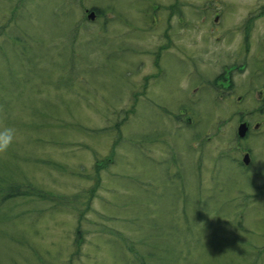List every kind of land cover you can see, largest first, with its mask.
I'll use <instances>...</instances> for the list:
<instances>
[{"label":"rangeland","instance_id":"obj_1","mask_svg":"<svg viewBox=\"0 0 264 264\" xmlns=\"http://www.w3.org/2000/svg\"><path fill=\"white\" fill-rule=\"evenodd\" d=\"M31 1L37 4L38 11H27L30 10V0H0V30L7 25L5 34L0 37V51L4 53L0 55V100L2 96L7 103L0 105V126L16 129L17 139L12 146L17 152H37L45 157L42 158L45 161H53L49 168L37 169L36 163H30V166L25 164L30 176L23 187L33 183L46 192H49L47 188L60 194L82 192L85 193V199L79 202L78 207L90 208L84 214L85 220L88 218L87 222H79L76 214L67 209L49 211L53 202L38 195L13 198L5 202L2 208L8 205L11 217L0 221V264H47L53 259H64V252L70 249L73 252L74 242L78 240L75 235L77 224L85 228L82 239L78 242L84 243L83 251L87 252V256L84 257L86 263L78 256L74 264H264V152L257 150L263 155H259L261 159L258 156L254 160L248 157L247 162H243L245 148L236 147L237 150H234L231 146L234 135L230 131H236L235 122L232 125L230 122H216L220 114L224 115L226 111L218 110L210 103L192 105L191 109L210 111L208 115L205 113L208 118L199 113L200 118L190 126L189 123L173 118L174 114L171 117L165 116L169 111L164 104L165 100H153L144 104L145 112H134L126 119L138 118L119 131L125 145L116 146V142L106 133L114 127L112 120L118 117L115 110L127 107L124 100H132L128 99L129 96H141L146 101L151 90L159 92L163 88L172 87H175L173 93L184 90L177 75H189L190 62L186 59L189 60L190 57L180 59L188 66L182 65L180 73L168 71V65L174 57L161 59L166 63L162 68H157L155 74L151 63V42H160L161 32L176 22L175 10L170 9L174 0H154L158 4L146 1L153 7L140 12L133 6H126L128 13L133 16L130 19L132 22H128L134 23L131 32L129 27L117 26L112 21L105 28L106 31H102L101 26H83L76 31L69 22L61 25L58 20L68 17L72 23L75 20L79 22L84 18L83 11L86 9L105 8L113 0H71L72 3L67 0V7L57 11L59 17L49 13L54 11L49 9L52 4L50 0ZM220 1L226 7L231 6L225 13L227 24L234 18L239 19L238 13L249 11V5L256 2ZM201 3L215 2L207 0ZM60 6L57 3V7ZM15 12L17 13L14 14ZM155 12L154 17L152 15ZM35 14L49 16L48 19H39L33 25L30 19L35 18ZM108 15L112 17L110 12ZM143 16L151 18L154 28L151 27L149 32L147 24L139 34L141 26L147 23ZM62 32H65V37L58 40L57 36ZM124 33L129 36V41L137 43V50L132 52L131 59L134 61V71L125 67L122 55H118L115 49L102 44L107 39L118 43ZM211 36H217V32H211ZM196 37H185L192 40V46L188 45V49L194 52L205 47L200 42L201 37L199 40ZM26 46L29 49L24 51ZM75 48L72 56L76 62L71 67L65 53L68 51L64 50ZM59 49L62 51L60 54ZM107 52L116 53L118 57H108L105 55ZM175 52L182 57L188 56L186 49L181 52L177 48ZM41 54L50 57L56 69L49 79L41 74H34L32 78L30 74L40 64L35 55ZM121 54L127 52L123 51ZM201 58L205 64L207 58ZM110 62L111 67L108 65ZM15 69L19 72L18 76ZM166 70L172 83L178 84L154 85L152 75L158 76ZM21 71H25L24 75ZM27 71L29 74H26ZM128 71L133 75L123 80V73ZM195 71L190 74L193 84L204 78V73ZM242 71V67L237 69L232 75L236 78L232 81L238 80ZM26 75L27 78H32L30 85L25 82ZM149 76L151 77L147 80L146 77ZM41 81H45L44 84ZM129 83H133L130 84L133 86L124 89L123 100L117 98L118 87ZM28 85L31 86L29 89ZM208 86L210 89L215 88L210 82ZM167 92L165 95L169 96L171 91ZM259 100L260 97L254 93L250 105H258ZM111 104L116 105L117 109L114 105L110 107ZM232 107L235 111L230 118L236 121L238 112L234 105ZM36 110L56 112L60 117L58 119L70 121L71 125L68 128H62V122L55 125V118L49 124L48 120L38 121ZM253 122L262 126L264 116H257ZM31 123L41 125L35 127ZM153 125L159 130L153 128L146 131ZM82 126L103 133L97 138V134L91 135L92 138L87 137L78 131ZM165 130H168V136ZM198 131L204 132L202 138H199L200 145L187 142L188 135ZM130 134L138 139L125 137ZM140 138L142 139L139 140ZM205 140L206 144L202 148ZM176 141L183 164L181 168L172 164L171 171L181 169L185 185L176 205H173L172 184L167 176L166 179L160 176L162 170L165 174V159L170 157V142ZM112 146L114 150L116 147L112 158L116 164L106 167L105 163L99 170L101 177L97 181L96 155L99 152L105 153ZM200 148L203 149L202 154ZM237 158L242 160L244 166L252 165L253 168L237 173L228 163ZM59 163L67 169L58 168ZM80 168L85 169V176L81 177L83 180L73 174L80 173ZM91 171H95L94 175H88ZM246 172L252 175L250 182ZM96 184V193L92 196L91 206H88V190ZM177 205H181L179 210ZM29 206L38 208L25 212ZM87 213L89 216H86ZM172 217L181 220L175 224L170 220ZM196 220L204 225L202 229L194 224ZM152 221L159 226L154 227ZM95 223L123 232L136 244L128 248L127 239L119 241L116 233L114 235L107 230L95 229ZM160 224L166 225L168 231L160 233ZM185 227H191V232L186 231ZM155 234L158 236L155 237ZM155 238L159 240V244L153 249ZM137 251L144 255L149 252L152 259L145 261V257L136 256Z\"/></svg>","mask_w":264,"mask_h":264},{"label":"trees","instance_id":"obj_2","mask_svg":"<svg viewBox=\"0 0 264 264\" xmlns=\"http://www.w3.org/2000/svg\"><path fill=\"white\" fill-rule=\"evenodd\" d=\"M146 1H149V0H115V1L113 0L110 6L107 5V7L105 8H101V9L91 8L90 9L88 14L91 11H95L97 13V17L95 19H89V18L87 19L88 17L87 11L84 9L85 10V12L83 11V13L85 14L84 18L79 22L78 20H75L73 23L70 22L68 17L58 19L59 16H58L57 11H62V9L67 7V0H61L60 2L59 0L58 1L50 0L52 4L49 9H53L54 11L53 12L49 11V13L51 14V16H58L56 18L59 20L61 25L64 22H67V23L69 22L71 24V27H75L76 31L80 27H83V26L84 27L101 26V30L106 31L107 29L105 28L112 21V22H115V25L117 26H121L124 28L129 27L130 32H131V27L134 26V23L128 24V22L133 16L128 13L129 9L126 6L129 5V8L133 6V8L136 9L138 12H140L141 10L147 9L148 7H153L151 3L148 4ZM150 1H154V0H150ZM240 1H247V0H240ZM70 2L72 3L73 1L70 0ZM173 2L174 3L171 4L170 9L175 10V13L177 16L176 22L173 25H171L168 29L161 32L162 37H160V42L155 43L153 41L151 42V45H150V50L152 52L151 57H153L152 62H151L152 70H153V73L155 74V71H157V68H160V67L162 68L163 65L166 63V61L163 62L161 59L174 57L173 61H170L168 65V71L170 73H172L173 71L180 73V71L183 70L182 65L184 67L186 65L180 59L185 58V57H190L189 60L186 59L187 61L190 62L189 67L191 68V70L189 71V75L188 74L187 76L185 74L181 76L177 75V78H179L180 81L188 80L189 85L187 89H184L183 91L178 90V92H174V93L172 92V90L175 87L165 88V89L163 88V90L159 92H154V90H151V92L147 94L150 97L146 101L141 96L132 97V98L131 96H129L128 99H132V100L131 101L124 100L127 103V107L122 106L120 109H117L116 105L114 104L109 105L110 107L114 105L115 109H117L115 111L118 114V117H115V119L112 120L114 127H112V129L107 131L106 133L107 135H110L112 137L114 142H116L115 143L116 146L121 147L122 145L126 144L125 142L122 141V137L120 136L119 131H121V129L125 125L130 126L133 123V121L138 119V118H132V119L126 120L130 116V114L134 112H138L139 114L145 112L146 109H145L144 104L146 102H151L153 100H165L164 104H166L169 109V111L165 114V116L171 117L172 114H174L175 117L173 118L189 123L190 126L195 124L197 118H200L199 113L207 117L206 114L208 115L210 111L209 110L206 112L198 108L191 109V106L200 105V104L204 105L205 103H210L214 108H218V110L226 111L224 115L220 114V118L217 119L216 122H218L219 124L230 122L232 125L234 124L235 119L230 118V116L235 111L234 108L232 107L233 105L232 103L237 102L236 96L245 95V97H251V94H252V97H253L254 93L258 92L257 90H255V86L264 89V51L262 47L260 48L258 47V49H255L254 51H252L251 47H252V39H253L252 32L253 31H249L250 29L245 30L244 28L245 23H249L255 17H257L256 26H258L259 28L257 29L255 34L259 35L261 33L262 28L264 27L263 24H260V18L263 17V14H264V0H256L255 3L249 5L250 6V8L248 9L249 11L244 12V13H241V12L238 13L239 16H243L244 19L237 22V19L234 18L233 20H231L229 24L226 23L225 15H224L226 11L229 10V8L223 5L220 0H214L215 2L214 4H202L201 3V2H207V0H198L196 2H191L190 0H180V1L174 0ZM57 3H60L61 6L57 7ZM154 3L158 4V1H154ZM166 3H169V2H166ZM29 5H30V10H27V11H38L37 4L34 3V1L30 0ZM154 11L156 10L154 9ZM17 12H15L14 14H16ZM108 12H110L112 17L108 15ZM218 13L220 14L219 24H218L220 27V32L223 31L224 29H229V31L233 33V34L232 33L230 34L229 31L226 33V35L230 34V40L227 41L228 45L226 46L227 50H225V48H222L215 41V39L211 36V32L214 33L213 31H211V28L213 27L212 19ZM35 15H36L35 18L30 19V21L33 22L32 23L33 25L35 23H38L39 19H42L45 17L46 19H48V16H49V15L43 16L41 14L40 15L35 14ZM155 15H156V12L152 16L155 17ZM247 15H251L252 19H249L247 21V18H245ZM144 19H146L147 23L143 24L144 26H141L140 28L141 30L139 31V34L142 32L143 28L147 24L149 26L148 27L149 32L150 30H152L151 27L154 28L153 27L154 22L151 21V18L147 19L144 17ZM18 25H19V22H18ZM6 27L7 25L1 28L0 37H2L5 34ZM3 29L5 30L2 31ZM203 31H205L206 34L204 35V38L202 39L205 41L204 44L207 46L201 49H197L196 51L198 53L194 52L193 50L188 49V45L192 46V40H187V38H190V37L193 38L197 36L196 38L199 40V37ZM64 33L65 32H62L60 36H57L58 37L57 39L62 40L65 37ZM30 34H32V32ZM115 35H118V34L115 33ZM20 37L18 36V38ZM120 39L121 40L118 41V43L110 42V39H107L106 41L104 40L102 44L103 46L106 45L107 47L109 46V48L111 49H115V51L119 53L118 55L120 56L122 55L121 58H122V61L125 67L130 68L132 69V71H134L133 70L134 61L133 60L131 61V59L133 56L132 52L137 50L136 49L137 43H134L133 41H129V36L126 33H124ZM260 39L264 41L263 37H260ZM139 42H143V40H139ZM138 48H140L139 44H138ZM177 48L181 52H182V49H186L188 56L182 57V55L177 54L175 52ZM28 49L29 47L26 46L24 48V51ZM75 50L76 48L73 50L72 49L64 50V51H68L65 53H67L68 55V60H69L68 62H70L71 67H73L72 64L76 62V60L72 56V52H75ZM123 51L124 53L127 52V54H124V55L121 54V52ZM60 53H62V51L59 49V54ZM172 53L175 55H173ZM0 55H4V53L0 51ZM105 55H108V57L113 56V58L118 57L116 53L113 54V53L107 52V54ZM35 56L36 58L39 59L40 64H39V67H36V69L33 68L32 72H30V74L32 75V78L34 77V74H41L43 76H46L47 79H49L50 76L54 73V70H56L54 66L52 65V61L50 57L43 56L42 54L35 55ZM177 56L179 57L177 58ZM201 56L204 58H207V60H209V63L202 66L203 63H202ZM47 58H49L50 60H47ZM108 65L111 67L112 66L111 62L108 63ZM240 66L243 68V71L241 72V75H240L241 77L238 78V80L236 81H232V79L236 78L234 76L232 77L233 73L237 72V69H241ZM200 68H203V69H200ZM194 71L196 73H204V78H201V80H199L200 82L198 81L199 83L197 82L196 84H193V82H191L193 77L192 78L190 77V74ZM23 72L25 71H21L22 75H24ZM129 72L130 71H128L127 73L126 72L123 73L122 75L123 80L124 78H130L129 76L133 75L132 72L131 73ZM165 73H160L158 74V76L152 75V77L154 76V81H155L154 85L158 86L160 83H164L165 85H171V86L178 84V83L176 84L172 83L171 81L172 79L167 77L168 76L167 70ZM15 74H17L18 76L19 72L16 70ZM26 74H29V72ZM150 77L151 76L146 77V79L148 80ZM32 78L29 79L27 78V75H26L25 82H29V85H30L33 82ZM44 82L45 81H41L42 84H44ZM209 82L213 84L215 88L210 89V87L208 86ZM130 84H133V83H129V84L123 85L122 87H118L119 94L117 95V98L123 100L122 92L125 91L124 89L126 87L130 88L131 86H133ZM29 85H28V89L29 87H31ZM100 88L101 87H97V89H100ZM168 90L171 91L170 92L171 94L169 96H166L165 93H168L167 92ZM144 92L145 91H143V93ZM179 92H182V93H179ZM228 93H231L230 95L232 97L228 96ZM261 94H264V91H262ZM2 98L3 97L1 96L0 105L6 103L5 100H3ZM141 100H144V101H141ZM263 104H264V99H260L258 101V107L262 110H264ZM52 109H55V108H52ZM262 110L258 111L257 113L252 112V116L249 115V120L253 122L254 119L257 118V116H260L262 114ZM236 112H238L237 116L243 117L242 116L243 115L242 106L239 105L238 107H236ZM35 113L38 115V121L48 120L47 123L49 124L50 120L55 118L57 119V121L54 123L55 125H59L60 122H62L60 124L62 128L63 127L68 128L71 125L70 121L58 119L60 117L56 114V112L36 110ZM237 116H235V118ZM31 124H34L33 126L35 127L38 125H41L40 123H31ZM44 125H47V124H43V126ZM150 128L151 129L147 128L146 131H150L153 128L159 130V128L154 127V125L153 127H150ZM217 129L219 128L217 127ZM160 130H163V129H160ZM78 131L87 137H91V135L97 134L95 138L99 137L103 133V132L98 133V130L95 131L94 129H89L83 126L80 127ZM165 131L167 132V136H168V130H165ZM230 132L231 134L234 135V138L231 144L234 150H237L236 147H239V148L244 147L245 150L249 152V157L251 160H254L256 156L260 158L259 155H261V153H259L257 150H262V153L264 152V129L263 127H261L258 131H255V129H253V126H251V129H250L251 133H249L245 138H238L235 131H230ZM203 133H204L203 131H198L196 134L188 135L187 142L191 141V143H193L194 145H200L199 138L200 139L202 138L201 136H203ZM125 137L133 139V140L138 139V137H133L131 134L128 136L126 135ZM141 139L142 138H140L139 140ZM237 141L239 142L241 146L237 145ZM205 144H206V140L204 142V145H202V148H204ZM258 146L260 147L258 148ZM202 148H200L201 154L203 152ZM168 149H169L170 157L168 156V158L165 159L167 161V165L165 166V174H164V171L162 170L160 177L165 178V179H166V176L168 177L169 182L172 184V190H171L172 203H175L173 205H176L177 200H178L177 198H179L180 194L183 192V185H185V181L183 180L184 173H182V170L180 169V170L172 172L171 165L174 164L175 166H177V168H181L183 164V159H182V156L178 155V153H181V152L177 146V141L170 142V146L168 147ZM115 151H116V147L114 150V146H112V148L106 151L105 153L99 152L97 155L95 153V155L98 158V162L95 165V168H97L96 170L97 171V178H96L97 181H98V178L101 177V175L99 176V170L103 168V165L105 163H106V167H110V165L112 166L113 164H116L114 162L115 160L112 159L115 154ZM42 158H45V157L40 156V154H38L37 152H31V153L23 152V151L17 152L13 148V146L9 148L7 153L0 154V221L1 222L6 221L8 220L7 219L8 217H11V215L9 214L11 213V211L9 210V206L7 205V207L5 206L6 208L5 207L2 208V205L5 202L13 198L34 197V195L36 196L38 195L40 198L49 199L51 202H53V206L51 207V209H49V211L50 210L54 211V209L63 208V209H67L75 213L76 217L79 219L78 220L79 222H83L85 220L84 214L86 213V211H88L87 209H89L90 207L88 208L85 207L84 209H82L81 207H78L79 202L85 199V193L80 192V193H76L73 195L60 194V193L54 192L51 188H47L49 192H46L42 188L38 187L37 185H33V183H31V185H27L26 187L22 186L23 183L27 181L30 176L28 174V169L24 166L25 164L30 166L31 165L30 163H34V164L36 163L35 167H37V169L42 168V167L49 168L51 164H53V161L51 160L45 161ZM228 163L230 164L231 168L234 169L237 173L239 171H244V172L250 171L253 168L252 165L244 166L240 158L233 160L232 163L228 161ZM60 167L67 169L65 165L59 163L58 168ZM80 169H81L80 173L74 172L73 174L75 175V177L83 180L81 177L85 176L83 175L85 169H82V168ZM94 172L95 171H91L89 172L88 175H94ZM246 173L248 175L247 180L250 182L252 175L249 174L248 172ZM97 185L98 184H96L94 187L88 190V199H89L88 206H91L90 203L92 200V196H94L96 193L95 190L97 188ZM80 194L82 195L80 196ZM37 208L38 207L29 206L27 209H25V212L29 210H37ZM176 208L180 209L181 205H177ZM39 210H43V209L39 208ZM181 213H182V210L180 211V214ZM86 216H89L88 213ZM177 216L182 218V216L179 214H177ZM23 217L27 218L28 216H23ZM87 219L88 218H86V220ZM170 220L173 223L177 224V222H179L181 219L176 220L175 218L172 217V219ZM196 221H195L196 223L194 222V224H196L200 229H202V226L204 225L203 224L201 225L198 222V220ZM152 222H153L154 227L159 226L157 222L155 221H152ZM85 227L87 228V226ZM84 229H85L84 227L77 224L75 235L78 240H75L74 242L73 252H71L72 249H70L64 252L63 254V256L65 257L64 259L63 258L59 260L58 258L53 259V260L48 261L47 264H74L76 262V259H78V256L79 258H82L84 260V257L87 256L85 253L87 252L83 251L84 243L78 242L82 239L81 235ZM95 229L107 230L108 233L110 232L114 235L117 234L116 238H118L119 241L122 238L127 239L128 248H131L133 245L136 244L134 240H132L131 238H127V236H125L123 232L121 233L120 231L114 228L111 229V227H103V225H97L95 223ZM159 230H160V233L164 231L166 232L168 231L166 225H163L162 227H160ZM185 230L188 232H191L192 229L191 227H185ZM157 236L158 235L155 234V237ZM158 244H159V240L155 238V241L152 243L153 249H156ZM137 255L141 258L145 257L146 258L144 259L145 261L152 259V256L150 255L149 252H147L144 255L141 252L137 251L136 256Z\"/></svg>","mask_w":264,"mask_h":264},{"label":"flooded vegetation","instance_id":"obj_3","mask_svg":"<svg viewBox=\"0 0 264 264\" xmlns=\"http://www.w3.org/2000/svg\"><path fill=\"white\" fill-rule=\"evenodd\" d=\"M248 1V0H247ZM202 4H207V3H202ZM229 9H231V6L228 7ZM86 11H90V9H86ZM92 12V11H91ZM225 15V14H224ZM219 17H220V14H216L214 17H213V27L211 28V31H213L214 33L217 32V36L213 37L215 39V41L222 47V48H225V50H227L226 46L228 45V42L230 40V34L232 33L231 31H229V29H224L223 31L220 32V27H219ZM245 18H247V21L249 19H252L251 15H247ZM243 18V16H240L239 19H237V22L241 21ZM236 22V23H237ZM257 24V17H255L251 22L249 23H245L244 24V28L245 30H248L250 29L249 31H253L252 32V35H253V39H252V51H254L255 49H258V47H262L263 48V51H264V41L262 39H260V37H263L264 38V27L262 28V31L261 33L258 35H256V31L257 29L259 28L258 26H256ZM260 24H263L264 25V14H263V19L260 18ZM256 26V27H255ZM255 28V29H254ZM254 29V30H253ZM230 32V34L226 35L227 32ZM205 31H203L200 35L201 37V41L200 42H203L205 43V41L202 39L204 38V35H205ZM233 34V33H232ZM259 38V40H258ZM221 43V44H220ZM263 44V45H262ZM205 45V44H204ZM207 45H205L206 47ZM201 49V48H199ZM202 57V56H201ZM209 63V60H206L205 64ZM205 64H202V66H204ZM200 69H203V68H200ZM255 90H257L258 92H255V94H257L260 99H264V94H261L262 91H264V89L260 88V87H256L255 86ZM251 98L252 97V94H251V97H245V95H237L236 96V100L237 102L236 103H232L235 107H238L239 105H242V111H243V117H242V120L241 122L245 123V125H247L248 128H250L248 126V123L250 124L251 121L249 120V115L252 116V112L254 113H257L258 111H261L262 109H260L258 107V105L256 106H252L250 105V102H251ZM264 109V108H263ZM240 112V110H239ZM260 116H264V110H262V114ZM264 123V122H263ZM258 124L255 123V125ZM254 125V126H255Z\"/></svg>","mask_w":264,"mask_h":264},{"label":"clouds","instance_id":"obj_4","mask_svg":"<svg viewBox=\"0 0 264 264\" xmlns=\"http://www.w3.org/2000/svg\"><path fill=\"white\" fill-rule=\"evenodd\" d=\"M189 82L184 80L181 82V87L187 89ZM17 131L10 126H0V154L7 153L9 148L16 142Z\"/></svg>","mask_w":264,"mask_h":264},{"label":"water","instance_id":"obj_5","mask_svg":"<svg viewBox=\"0 0 264 264\" xmlns=\"http://www.w3.org/2000/svg\"><path fill=\"white\" fill-rule=\"evenodd\" d=\"M245 132V126L243 123H241L239 126H238V134L239 136H243ZM246 158H247V155L244 156V161L246 162Z\"/></svg>","mask_w":264,"mask_h":264}]
</instances>
